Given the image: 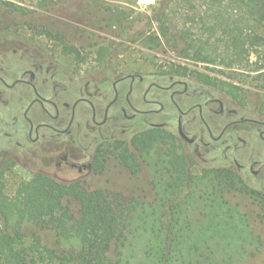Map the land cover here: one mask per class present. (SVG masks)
<instances>
[{
  "label": "trees",
  "instance_id": "1",
  "mask_svg": "<svg viewBox=\"0 0 264 264\" xmlns=\"http://www.w3.org/2000/svg\"><path fill=\"white\" fill-rule=\"evenodd\" d=\"M175 8L183 11L178 14L186 23L199 26V35H192L190 28L177 35L189 44L186 58L195 49L192 56L201 63L213 62L217 53L231 66L248 65L251 52L264 54V0H163L151 20L163 37L172 28L168 25ZM159 33L147 41L159 46ZM75 51L65 47L66 53ZM109 52L101 53L99 61ZM198 79L212 84L209 76ZM157 136L155 130L139 134L132 141L134 151L99 148L90 168L92 175L101 174L110 154H115L137 175L142 160L149 166L152 199L93 189L82 179L64 182L40 172L8 196L0 174V264H123L116 251L130 234L143 239L146 264H242L249 250L257 252L258 236L227 197L247 195L264 211V193L224 169L192 174L174 143L165 147ZM43 231H52L58 242L75 239L77 248L51 247Z\"/></svg>",
  "mask_w": 264,
  "mask_h": 264
},
{
  "label": "rangeland",
  "instance_id": "2",
  "mask_svg": "<svg viewBox=\"0 0 264 264\" xmlns=\"http://www.w3.org/2000/svg\"><path fill=\"white\" fill-rule=\"evenodd\" d=\"M162 2L163 0H0V75L11 84L19 77L22 69L26 68V64L30 63L27 60L29 56L51 53L53 60L49 65L56 69L54 80L60 100L72 103L81 96L78 91L89 84L92 94L98 87V96L104 98L101 99L104 102L99 103L101 108L112 99L111 83L124 75H137L158 82H163L170 76L194 82L206 75L212 78L211 87L216 89L218 96L226 97L229 104H238L249 113L264 115V54L251 52L248 65L231 66L225 64V60L217 53L212 56L213 62L201 63L192 56L195 49L189 50L190 57L186 58L185 48L189 44L182 42L177 35L180 30L188 28L192 35H199V26L186 23L184 17L179 15L183 11L175 8L172 14L174 18L168 25L172 28L168 36L163 37L158 32L157 24L151 21ZM129 26L132 30L127 31ZM124 31H127L125 37ZM154 32L161 37L159 46L147 41ZM65 47H73L76 53H66ZM107 49L109 54L99 61L100 54L108 51ZM0 91L3 99L12 102L9 106L16 108L29 95L23 87L9 92L0 88ZM6 109L0 103V127L4 129H7L4 126L8 119L10 121L13 118L7 114ZM153 121L159 123L162 117ZM119 123L118 128L126 130L124 136L122 132L118 133L117 136L120 137L116 136V141L93 142L92 147L99 145V148L110 152L115 149H131L133 146L129 142L130 137L135 134L149 135L153 131L148 125L131 123L121 117ZM155 132L166 145V133L160 130ZM252 140L256 146L257 141ZM77 143L73 147L67 145V149L72 150L66 162L60 164L64 157V154H60L55 162L57 165L49 168L37 167L36 162L21 160L20 157L17 163L15 158L0 151L4 194L13 196L19 183L30 181L34 173L40 172L64 182L82 179L93 189L104 188L124 196L141 194L152 199L154 193L146 162L141 160L139 172L132 175L115 154H110L104 171L95 176L86 166L92 150L89 153L80 151L86 147L87 140H82L79 136ZM174 144L178 145L176 142ZM248 184L253 185L251 181ZM227 199L247 216L254 235L259 238L258 251L249 250L242 264H264V211L244 194L231 193ZM71 209L75 211L74 204ZM25 226L29 229V224ZM42 236L46 244L63 251L77 248L78 245L75 239L58 242L52 231H43ZM143 252V239L132 234L128 236L124 246L116 251L123 264H146Z\"/></svg>",
  "mask_w": 264,
  "mask_h": 264
},
{
  "label": "flooded vegetation",
  "instance_id": "3",
  "mask_svg": "<svg viewBox=\"0 0 264 264\" xmlns=\"http://www.w3.org/2000/svg\"><path fill=\"white\" fill-rule=\"evenodd\" d=\"M27 60L30 63L11 84L0 75V88L6 92L23 87L29 93L16 108L9 106L12 102L3 99L0 91V103L13 117L5 123L7 129L0 127V151L17 163L20 157L36 162L37 167L49 168L57 165L59 155L64 154L62 164L71 154L67 145L78 144L81 136L87 145L80 151L92 150L86 165L90 171L91 160L99 149V145L92 147L93 142L116 141L118 133L125 135L126 130L118 128L121 117L165 132V147L178 143L173 148L184 157L192 174L224 169L250 188L264 192V115L229 104L226 97L218 96L213 85L199 79L192 82L170 76L158 82L128 74L111 83L112 99L101 108L99 103L104 98L98 96V87L92 94L89 84L78 91L81 96L72 103L60 100L54 80L56 69L49 65L51 53L29 56ZM161 117V122L153 121ZM136 136L130 137L131 144Z\"/></svg>",
  "mask_w": 264,
  "mask_h": 264
}]
</instances>
